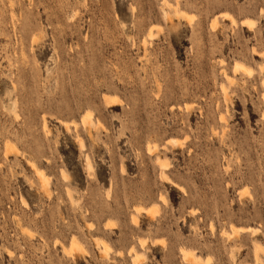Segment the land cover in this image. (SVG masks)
Here are the masks:
<instances>
[{
	"label": "rangeland",
	"instance_id": "rangeland-1",
	"mask_svg": "<svg viewBox=\"0 0 264 264\" xmlns=\"http://www.w3.org/2000/svg\"><path fill=\"white\" fill-rule=\"evenodd\" d=\"M0 264H264V0H0Z\"/></svg>",
	"mask_w": 264,
	"mask_h": 264
},
{
	"label": "bare ground",
	"instance_id": "bare-ground-1",
	"mask_svg": "<svg viewBox=\"0 0 264 264\" xmlns=\"http://www.w3.org/2000/svg\"><path fill=\"white\" fill-rule=\"evenodd\" d=\"M213 24H214V23H213ZM236 65H237L239 68H241V67H242V66L240 67V65H239V64H236ZM243 68H244V67H243ZM186 107H187V106H186ZM175 142H176V141H175ZM150 150H151V149H150ZM151 151H152V150H151ZM39 172H40V171H39ZM41 174H42V173H41ZM142 209H143V208H142ZM183 251H184V250H183ZM186 252H187V251H185V253H184V254H185V256H187V257H188V255H189V252H188V253H186ZM190 256H191V255H190ZM187 257H185V258H187Z\"/></svg>",
	"mask_w": 264,
	"mask_h": 264
}]
</instances>
